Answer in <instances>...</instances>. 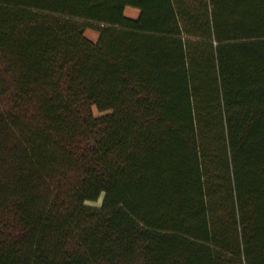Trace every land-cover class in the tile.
Instances as JSON below:
<instances>
[{
  "label": "trees",
  "instance_id": "1",
  "mask_svg": "<svg viewBox=\"0 0 264 264\" xmlns=\"http://www.w3.org/2000/svg\"><path fill=\"white\" fill-rule=\"evenodd\" d=\"M0 264H264V0H0Z\"/></svg>",
  "mask_w": 264,
  "mask_h": 264
},
{
  "label": "rangeland",
  "instance_id": "2",
  "mask_svg": "<svg viewBox=\"0 0 264 264\" xmlns=\"http://www.w3.org/2000/svg\"><path fill=\"white\" fill-rule=\"evenodd\" d=\"M138 14H139V12L137 10L130 9V8L126 9V11H125V15L127 17L134 18V19L138 17ZM86 36L89 40H91L93 42H96V40L98 39V35L96 33H93V32H87ZM101 201L98 202L97 204H94L93 206H100Z\"/></svg>",
  "mask_w": 264,
  "mask_h": 264
}]
</instances>
